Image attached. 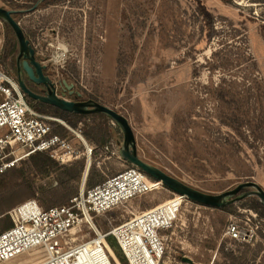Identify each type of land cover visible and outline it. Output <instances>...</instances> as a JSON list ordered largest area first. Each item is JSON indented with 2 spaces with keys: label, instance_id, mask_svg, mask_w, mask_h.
Here are the masks:
<instances>
[{
  "label": "rangeland",
  "instance_id": "obj_1",
  "mask_svg": "<svg viewBox=\"0 0 264 264\" xmlns=\"http://www.w3.org/2000/svg\"><path fill=\"white\" fill-rule=\"evenodd\" d=\"M202 2L214 16L210 40ZM36 3L0 0L7 9ZM14 17L55 82L74 83L83 99L99 101L128 118L142 159L211 194L250 180L264 188V0H45ZM8 51L14 57H5ZM18 53L16 37L0 18V64L14 76L10 63ZM41 103L33 102L37 110L80 131L86 142L54 121L55 129L75 146V157L62 163L50 156L57 163L50 172L23 159L0 176V200L10 201L0 210V231L13 223L8 211L21 202L68 204L83 187L133 165L120 154L123 131L109 116L65 117ZM99 123L111 130L106 142L88 138L99 137L93 128ZM88 157L91 165L83 185L79 168L86 169ZM89 174L92 184L87 183ZM176 195L162 184L95 215V224L106 232ZM183 196L179 218L164 232L167 252L161 264H190L183 256L195 264H233L227 257L231 252L242 264H264V218L250 207L251 201L219 208ZM232 221L252 229L253 237L231 239L226 230ZM70 234L78 241L94 236L86 224ZM107 241L118 262L128 264L116 256L115 239L109 236ZM48 256L40 245L1 264H33Z\"/></svg>",
  "mask_w": 264,
  "mask_h": 264
},
{
  "label": "built area",
  "instance_id": "obj_2",
  "mask_svg": "<svg viewBox=\"0 0 264 264\" xmlns=\"http://www.w3.org/2000/svg\"><path fill=\"white\" fill-rule=\"evenodd\" d=\"M54 121L81 138L80 131L70 128L65 121L37 110L17 77L0 64V173L38 152H46L62 163L75 157V146L56 131ZM88 151L90 154L92 149ZM161 185L132 165L92 187H83L68 204L43 207L36 199L21 202L8 211L13 224L0 231V263L44 245L49 256L35 264H106L108 261L120 264L107 241L112 236L128 264H161L167 252L164 232L179 218L183 195L180 200L176 195L134 214L106 232L94 221L95 215ZM82 224H89L94 236L71 244L67 236ZM226 233L237 241H249L254 235L252 229L236 221L228 224Z\"/></svg>",
  "mask_w": 264,
  "mask_h": 264
},
{
  "label": "water",
  "instance_id": "obj_3",
  "mask_svg": "<svg viewBox=\"0 0 264 264\" xmlns=\"http://www.w3.org/2000/svg\"><path fill=\"white\" fill-rule=\"evenodd\" d=\"M44 1V0H41ZM29 9V11L34 10L37 7ZM18 12H24V10L7 9L0 6V18L8 22V24L13 28L19 43V54L17 57L18 62V75L17 79L22 90L32 99L39 100L41 102L53 105L62 110L79 113H105L111 119L119 124L123 131L124 141L122 143L120 154L123 159L130 162L131 164L138 166L145 173L149 175L152 179L156 181H161L162 184L166 185L176 193L180 195H185L186 197L198 201L202 204L223 208L227 205L240 201L247 198L248 196H257L260 201L264 204V188L256 181H244L239 183L232 189L226 190L219 194H211L204 192L202 190L196 189L168 172L164 171L160 167L151 164L138 155L137 143L134 134V130L128 120V118L120 113L118 110L103 104L94 99L88 100H75L66 97V92L68 91L70 95L76 93L78 96H82V93L75 89L74 83H68L66 80L60 82L63 86V94L58 92V83L55 82L50 76L44 74V69L46 66L42 64L36 58V52L33 48L30 40L26 38L23 28L20 23L15 19L14 15ZM22 57L24 60H22ZM25 70L30 77L36 83H43L48 86V92L46 94L40 95L32 90H30L25 84L22 78V70ZM85 182L83 183V185ZM183 261L190 264H195L190 257L183 256Z\"/></svg>",
  "mask_w": 264,
  "mask_h": 264
},
{
  "label": "trees",
  "instance_id": "obj_4",
  "mask_svg": "<svg viewBox=\"0 0 264 264\" xmlns=\"http://www.w3.org/2000/svg\"><path fill=\"white\" fill-rule=\"evenodd\" d=\"M200 1V0H199ZM208 6H207V4L204 2H202V5H201V12H202V14H203V19H204V22L206 23V27H207V39L208 40H210L212 37H213V33H214V28H215V25H214V16H213V14L208 10V8H207ZM9 28H10V30H11V32H12V34H13V36H15L16 37V39H17V36H16V34H15V32H14V30H13V28L9 25ZM17 41H18V39H17ZM8 56V58H12V57H14L13 55H12V53L10 52V51H8V53H7V55L5 56V57H7ZM8 65H9V63H8ZM10 65H11V67L12 66H16V61L15 62H11L10 63ZM27 97H28V99H29V101H30V103L34 106V104H33V102H34V100L33 99H30V97L27 95ZM41 102V101H40ZM41 104H44V105H47V106H50V107H53L54 108V110H55V112L57 113V114H59V115H62V116H68V115H71V114H78V113H74V112H69V111H65V110H62V109H60V108H58V107H55V106H52V105H49V104H47V103H44V102H42ZM35 107V106H34ZM94 114H102V115H105V116H108L107 114H105V113H94ZM80 115H82V114H80ZM93 128L94 129H96V131L98 130V132H99V137H97V138H95V137H93V136H88V138L89 139H93V140H95L96 142L97 141H101V140H103V142H106L107 141V139L108 138H110L111 137V130L108 128V126H107V124L106 123H99V124H97V125H95V126H93ZM57 131V130H56ZM57 132H59V131H57ZM63 135V134H62ZM28 158H30V160H32L33 161V164H34V166L36 167V168H38L39 170H42V171H44V172H50V171H53L54 170V168L57 166V163L56 162H54L53 161V159L50 157V155L48 154V153H46V152H38V153H34V154H32V155H30ZM28 158H26V159H28ZM24 160H21L17 165H15V166H13V167H10V168H8V169H6L4 172H2V173H0V176H2V175H4V174H6L7 172H9V171H12V170H15L16 168L15 167H17V166H19V164L21 163V162H23ZM82 166V165H81ZM81 166H80V168H79V171H81L80 172V175H79V177H80V179L82 178V176H83V172L85 171V165L81 168ZM91 181V178H90V174H89V176H88V179H87V183H91L92 184V182H90ZM94 186V185H93ZM92 187V186H91ZM67 196H72V193H68L67 194ZM73 198V197H72ZM244 200H246V201H251L252 202V204H251V208H253V209H255L263 218H264V204L260 201V199L257 197V196H248L247 198H245ZM9 202L10 201H6V199L5 198H2L1 200H0V210L2 209V208H4V207H8V205H9ZM65 205V204H64ZM0 214H1V212H0ZM13 223L11 222V223H9V224H6L5 226H4V229H6V228H8V227H10L11 225H12ZM3 229V230H4ZM2 231V230H1ZM112 237V236H111ZM109 238V237H108ZM115 239V238H114ZM116 241V240H115ZM116 244H117V242H116ZM122 250H121V248L119 247V245L117 244V251H114L115 252V254H116V256H120L121 257V259H122V261L123 262H125V263H127V260L125 259V257L121 254L120 255V252H121ZM122 253V252H121ZM228 254V253H227ZM255 255V254H254ZM227 257H229L232 261H233V264H242V263H240V261L238 260V256L236 255V254H234L233 252H231V253H229L228 255H227ZM241 259V258H240Z\"/></svg>",
  "mask_w": 264,
  "mask_h": 264
},
{
  "label": "flooded vegetation",
  "instance_id": "obj_5",
  "mask_svg": "<svg viewBox=\"0 0 264 264\" xmlns=\"http://www.w3.org/2000/svg\"><path fill=\"white\" fill-rule=\"evenodd\" d=\"M40 1L41 0H37V3L36 4H40ZM45 1V0H44ZM36 4H34V5H32V4H27L26 6H22V8H18V9H16V10H24V11H26V12H29V9H31L32 7H34ZM38 5H37V7H38ZM36 7V8H37ZM24 33H25V31H24ZM25 35H26V38H28V35L25 33ZM29 39V38H28ZM30 40V39H29ZM35 52H36V50H35ZM19 54V53H18ZM17 57H18V55H17ZM36 58H37V56H36ZM38 59V58H37ZM22 60H24V58L22 57ZM15 72H16V77H17V75H18V72H19V69H18V62H17V58H16V66H15ZM21 74H22V78L24 79V81H25V84L27 85V87L30 89V90H32L33 92H35V93H37V94H40V95H43V94H46L47 92H48V86L47 85H45V84H43V83H36V82H34L33 80H31L30 79V77L28 76V74H27V72L23 69L22 70V72H21ZM44 74L45 75H48V76H50V74L46 71V68L44 69ZM51 77V76H50ZM52 78V77H51ZM62 82H63V80H61ZM58 88H59V93L60 94H63V92H64V88H63V86H61L60 85V82L58 83ZM69 94V92L67 91L66 92V96ZM70 95V94H69ZM70 96H73V99H75V100H85V99H83L82 98V96H78L76 93H74V94H72V95H70ZM33 100H35V99H33Z\"/></svg>",
  "mask_w": 264,
  "mask_h": 264
},
{
  "label": "bare ground",
  "instance_id": "obj_6",
  "mask_svg": "<svg viewBox=\"0 0 264 264\" xmlns=\"http://www.w3.org/2000/svg\"><path fill=\"white\" fill-rule=\"evenodd\" d=\"M89 159H88V161H87V165H86V169H85V173H84V177H83V183L85 182V180H86V177H87V174H88V172H89V169H90V165H91V158L90 157H88ZM159 183H162L161 181H159ZM178 197H179V200H180V198L181 197H183V196H181V195H177ZM87 225V224H86ZM93 225V224H92ZM87 227H88V229H91V226L88 224L87 225ZM70 234V233H69ZM90 234V232H88L87 233V235H89ZM67 239H68V241L71 243V244H74V243H77V242H80V241H82V240H84V239H81L80 241H78V240H76V237H74V236H71V234L69 235V236H67ZM111 250V249H110ZM112 253V252H111ZM113 254V253H112ZM11 260H13V259H11ZM10 261V260H9ZM6 262H8V261H6ZM6 262H4V263H6ZM1 264V263H0ZM106 264H111V262H107Z\"/></svg>",
  "mask_w": 264,
  "mask_h": 264
},
{
  "label": "crops",
  "instance_id": "obj_7",
  "mask_svg": "<svg viewBox=\"0 0 264 264\" xmlns=\"http://www.w3.org/2000/svg\"><path fill=\"white\" fill-rule=\"evenodd\" d=\"M81 139L84 140L86 142V140L84 139L83 136H81ZM33 264H35L36 262H32Z\"/></svg>",
  "mask_w": 264,
  "mask_h": 264
}]
</instances>
